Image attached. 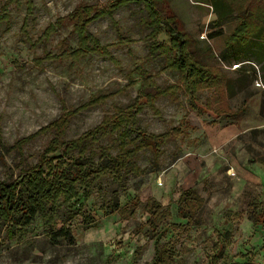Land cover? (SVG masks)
I'll return each instance as SVG.
<instances>
[{"label": "rangeland", "instance_id": "374dc122", "mask_svg": "<svg viewBox=\"0 0 264 264\" xmlns=\"http://www.w3.org/2000/svg\"><path fill=\"white\" fill-rule=\"evenodd\" d=\"M81 1L114 0H0V182L15 180L21 167L35 164L51 132L24 143L21 152L10 146L56 119L61 100L66 110H75L64 135L72 140L116 106L132 102L140 88L136 64L156 73L161 86L176 81L177 71L160 70L165 54H148V42L170 47L166 25L182 33L195 61L221 68L230 80L224 97L232 110L241 111L225 115L207 109V89L199 92L194 108L182 91L177 102L162 96L152 107L145 105L135 115L137 126L155 134L172 127L181 131L161 147L157 162L140 151L136 163L144 173L128 175L123 185L107 174L92 183L88 198L78 186L76 199L48 201L45 213L27 226L0 220V264H152L157 246L168 252L166 264H264V49H249L243 61L220 58L228 36L246 37L261 22L264 2L245 7L236 0L240 12L215 25L210 0H157L163 30L148 39L150 29L140 22L147 16L145 1L129 0L87 26L105 53L76 61L47 56L38 64L35 58L46 52L76 48L71 25L57 21ZM178 53L173 49L169 56ZM91 99L97 100L80 107ZM85 148L95 161L101 153L114 156L115 135L88 140ZM188 188L205 200L194 224L177 214L178 198ZM114 191L120 205L133 207L132 214L111 212ZM150 197L168 208L165 226H150L144 207ZM70 209L75 216L63 221ZM62 225L69 227L72 242L51 239L50 232Z\"/></svg>", "mask_w": 264, "mask_h": 264}, {"label": "trees", "instance_id": "16d2710c", "mask_svg": "<svg viewBox=\"0 0 264 264\" xmlns=\"http://www.w3.org/2000/svg\"><path fill=\"white\" fill-rule=\"evenodd\" d=\"M129 0H114L111 3L100 4L79 2L74 10L66 16L58 18V25L68 23L71 31L76 35L77 46L74 49H67L57 55H50L46 52L42 57H36L38 64L44 58L62 59L71 58L76 61L91 53H105L106 47L99 44V41L87 31V26L93 20L111 15L116 6L127 3ZM147 9V16L140 19L141 25L150 29L145 37L148 39L157 36L162 30V19L156 9L157 0H144ZM245 7L251 6L253 2L262 4L264 0H243ZM217 19L214 24L219 25L224 20L232 17L235 12H240L239 4L236 0H210ZM238 12V13H239ZM250 12V13H249ZM247 16H252L249 11ZM237 13V14H238ZM261 22L256 23L253 28L246 31L247 36H228L225 47L221 52L222 61H243L247 60L249 49H264V11ZM242 15V14H241ZM242 26V25H241ZM240 26V27H241ZM170 39V47L157 43L148 42V54H165V63L160 70H175L179 73V78L173 83L161 86L156 82V73H152L136 64L133 70L137 71L140 79V88L131 103L125 106H116L111 113L103 115L102 120L95 127L85 131L79 137L67 140L65 130L70 118L75 114L68 111L62 103L60 115L40 128L35 133L22 137L14 141L10 146L21 152V148L30 139L40 133L51 132L53 137L46 143L39 154L35 164L24 165L19 170L18 177L10 182H0V220H9L13 225L20 227L27 226L32 222L37 213H45L48 201L62 197L64 201L76 199L78 197V186H82L84 198H88L92 192V183L98 178L112 174L113 179L124 184L128 175L140 176L144 173L136 163V157L140 151H149L153 161L157 162L159 155L163 152L161 148L171 138L181 134L178 127L169 128L164 133H151L136 125L135 115L140 112L145 105L153 106L156 99L165 96L170 101H178L179 91L185 92L189 97L188 106L194 108L198 105L199 92L207 89L209 97L204 101V107L217 114L231 115L239 110H232L225 99L226 91L229 89L230 80L225 76L220 67L215 65H201L195 61L187 49H185L186 39L182 33L174 30L170 26L164 28ZM239 30V29H237ZM241 30V29H240ZM173 49H178L177 56H169ZM132 84V82H129ZM97 99H91L80 105V107L91 106ZM115 135L117 152L114 156L108 153H101L100 159L94 160L93 154H85V142L104 135ZM62 150V154L54 155ZM205 200L193 189H184L178 198L179 217L186 219L187 224L197 222V214L201 210ZM150 213V226L166 225L170 212L166 206L158 200L150 197L145 201ZM71 210V209H70ZM111 212L120 214H132L134 209L129 208V204L120 205L117 198V191H114V198L110 204ZM77 211L71 210L66 216V220L72 219ZM125 218V217H124ZM260 216L258 215V219ZM163 231L166 230L164 229ZM13 229V228H12ZM158 232V231H157ZM52 240L63 238L73 241L72 233L68 226L61 227L50 232ZM157 246V242H156ZM221 250L215 254V258L220 257ZM169 254L166 249L158 247L152 264H166ZM168 264V263H167ZM233 264H256L250 262H235Z\"/></svg>", "mask_w": 264, "mask_h": 264}, {"label": "crops", "instance_id": "0c3cea01", "mask_svg": "<svg viewBox=\"0 0 264 264\" xmlns=\"http://www.w3.org/2000/svg\"><path fill=\"white\" fill-rule=\"evenodd\" d=\"M260 169V168H259ZM264 171V170H263ZM257 179H259L260 180V182H261V179L260 178H257Z\"/></svg>", "mask_w": 264, "mask_h": 264}]
</instances>
